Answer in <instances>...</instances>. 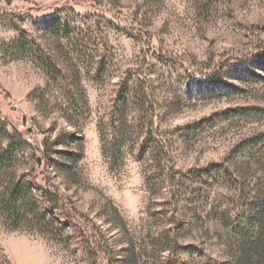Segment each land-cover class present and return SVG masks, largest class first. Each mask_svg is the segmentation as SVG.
<instances>
[{
	"label": "rangeland",
	"instance_id": "1",
	"mask_svg": "<svg viewBox=\"0 0 264 264\" xmlns=\"http://www.w3.org/2000/svg\"><path fill=\"white\" fill-rule=\"evenodd\" d=\"M21 40L61 75L17 57ZM139 79L172 146L166 174L138 160V133L119 163L102 151L98 125ZM0 119L32 134L19 176L58 191L74 224L59 244L0 223L12 264H247L236 166L260 162L240 144L264 133V0H0Z\"/></svg>",
	"mask_w": 264,
	"mask_h": 264
},
{
	"label": "trees",
	"instance_id": "2",
	"mask_svg": "<svg viewBox=\"0 0 264 264\" xmlns=\"http://www.w3.org/2000/svg\"><path fill=\"white\" fill-rule=\"evenodd\" d=\"M13 47L17 57H32L40 67L52 70L54 76L61 75L62 71L54 59L45 61L25 41H18ZM103 68L102 66L100 69ZM154 100L153 93L141 79L122 82L109 125L106 129L101 128V124L98 125L102 151L108 155L111 163H119L130 136L138 133L143 138L138 160L143 161L147 157L155 170L162 174L171 169L172 146L169 140L162 138L161 128L157 126L160 115ZM108 134L112 137L107 149L104 143ZM240 146L245 152L254 151L252 156L260 161L250 159L247 163L236 166L240 185L249 191L246 192V199H249L247 204L254 209L250 219L254 223L248 229H240L245 237L241 247V260L247 264H264V183L263 178L258 176L261 164L264 165V133L242 142ZM34 147L19 130H11L0 119V223L12 232L41 234L56 243L64 244L67 242L65 234L74 224L72 220H62L63 197L58 191L38 184L27 176H19L23 161L28 152H33ZM44 154L49 156V152ZM230 183H234L233 180ZM180 186L178 184L176 194H179ZM257 222L260 224L256 225ZM171 232V229L162 232L161 247L168 248L176 244ZM0 264H12L1 246Z\"/></svg>",
	"mask_w": 264,
	"mask_h": 264
},
{
	"label": "built area",
	"instance_id": "3",
	"mask_svg": "<svg viewBox=\"0 0 264 264\" xmlns=\"http://www.w3.org/2000/svg\"><path fill=\"white\" fill-rule=\"evenodd\" d=\"M25 127H26L25 124H22V125L20 126V129H21V130H24V129H26ZM26 140H27V142L30 143V144L33 143V137H32V134H31V133H28V136L26 137Z\"/></svg>",
	"mask_w": 264,
	"mask_h": 264
}]
</instances>
